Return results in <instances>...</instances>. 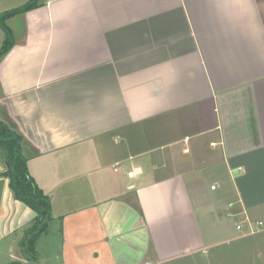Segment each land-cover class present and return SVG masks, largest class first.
<instances>
[{"label": "crops", "instance_id": "0c3cea01", "mask_svg": "<svg viewBox=\"0 0 264 264\" xmlns=\"http://www.w3.org/2000/svg\"><path fill=\"white\" fill-rule=\"evenodd\" d=\"M38 2L8 21L0 115L67 242L133 264L105 248L136 231L140 264H264V231L236 230L264 222V0ZM6 170L0 155V264H34L21 245L34 213Z\"/></svg>", "mask_w": 264, "mask_h": 264}, {"label": "trees", "instance_id": "16d2710c", "mask_svg": "<svg viewBox=\"0 0 264 264\" xmlns=\"http://www.w3.org/2000/svg\"><path fill=\"white\" fill-rule=\"evenodd\" d=\"M39 0H29L25 5L0 14V28L5 40L0 49V61L15 45V37L8 21L39 7ZM0 120V155L7 167L3 176L9 180V187L14 198L34 213L31 227L22 241V248L27 260L38 264V239L49 230L52 220L50 197L40 188L29 171V158L25 154L26 140L18 126L11 120Z\"/></svg>", "mask_w": 264, "mask_h": 264}, {"label": "rangeland", "instance_id": "374dc122", "mask_svg": "<svg viewBox=\"0 0 264 264\" xmlns=\"http://www.w3.org/2000/svg\"><path fill=\"white\" fill-rule=\"evenodd\" d=\"M3 118V119H2ZM2 119V120H1ZM0 120L4 121V122H9L8 118H6L4 116V113H2V116L0 115ZM34 216V215H33ZM139 232V231H137ZM93 233V232H92ZM108 239H110L111 241H113V236L115 235V231L110 227L108 228ZM65 233H63V223L62 220H55L52 219V221L49 224V230L46 234L42 235L39 239H38V246H37V250L39 249V253L41 255V257H43L45 259V264H62L63 261L65 260V258L68 255H72V257L77 256L80 258V263H75V264H97L95 262H93L92 260V256L89 252V250H91L90 248H86L85 246H82L80 244H78L77 242H75L74 240H76L75 237H72V240H69L67 242L66 237H65ZM137 236V237H136ZM136 237V239H135ZM129 240L128 242H118V240L115 242V244H117L118 246H113L112 249L105 248V253L106 250L108 252V250L114 251V254H118L121 253L123 255V252L127 251L129 253V256H124L125 260H129L130 262L133 261V264H140L137 263L136 261H134L133 259H136L137 261L139 260V257H141V253H143L144 248L143 245L145 244V238L144 235L142 237V235L139 233L137 234L136 231H133L130 233V235L128 236ZM65 242H67V244H70V246L65 247ZM75 243V244H74ZM137 244H140L138 247ZM3 244L0 245V250L2 248ZM226 247H222V250H225ZM102 254V255H105ZM224 251H222V256H220V259H224L225 255L223 254ZM105 256H102L103 261L104 262H100L98 264H114L112 263V259ZM106 257V259H105ZM136 262V263H135ZM222 262V263H221ZM221 262H215L213 264H225L224 260H222ZM2 264V263H1ZM3 264H10V263H3ZM67 264H74V263H67ZM120 264V263H118ZM123 264V263H122ZM142 264V263H141ZM170 264H192V262H187V261H178V262H174V263H170ZM196 264H204V263H199L196 262ZM241 264V263H240Z\"/></svg>", "mask_w": 264, "mask_h": 264}, {"label": "built area", "instance_id": "2783aa9c", "mask_svg": "<svg viewBox=\"0 0 264 264\" xmlns=\"http://www.w3.org/2000/svg\"><path fill=\"white\" fill-rule=\"evenodd\" d=\"M130 176H134V173H130ZM213 189L216 188L213 187ZM231 206L232 205H230V207ZM236 230L241 237L255 236L264 231V222L254 221L245 215L244 218L236 224Z\"/></svg>", "mask_w": 264, "mask_h": 264}]
</instances>
